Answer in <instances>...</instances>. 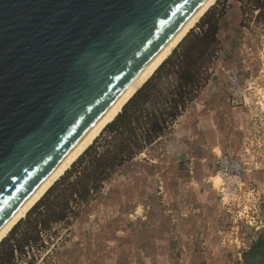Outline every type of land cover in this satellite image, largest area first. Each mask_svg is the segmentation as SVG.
I'll return each instance as SVG.
<instances>
[{"label":"water","instance_id":"obj_1","mask_svg":"<svg viewBox=\"0 0 264 264\" xmlns=\"http://www.w3.org/2000/svg\"><path fill=\"white\" fill-rule=\"evenodd\" d=\"M204 0H0V228Z\"/></svg>","mask_w":264,"mask_h":264},{"label":"crops","instance_id":"obj_2","mask_svg":"<svg viewBox=\"0 0 264 264\" xmlns=\"http://www.w3.org/2000/svg\"><path fill=\"white\" fill-rule=\"evenodd\" d=\"M256 66L248 74L264 87V56ZM216 95L211 77L158 157L127 160L102 183L71 222L57 264H225L236 226L213 182V154L243 152L248 121ZM260 173L251 177L261 185ZM257 244L248 264H264V234Z\"/></svg>","mask_w":264,"mask_h":264},{"label":"rangeland","instance_id":"obj_3","mask_svg":"<svg viewBox=\"0 0 264 264\" xmlns=\"http://www.w3.org/2000/svg\"><path fill=\"white\" fill-rule=\"evenodd\" d=\"M258 1L259 2L256 0H216L208 9L215 15L217 13H222L218 21L221 30L218 31V41L212 45L209 56L205 59L201 57L189 66L190 72H195L193 75L196 81L195 85L190 86L181 83L175 72L179 68L178 61L181 59V55L186 51L192 53L194 57L197 56V47H193L195 44L193 33L199 31L198 25L202 22L201 19L204 17L203 15L205 13L168 55L167 61L164 64L162 63L163 65L161 64L148 79L150 82L147 90L152 96H155L154 98L157 101L156 104H158L156 105L157 107L164 108L165 102H167V105L170 106L169 111L172 113V106L175 104V101L178 100V102H180L183 95L184 99L185 97L186 99L183 100V103L181 101L179 105L181 107H178L176 113L173 114L172 117L168 118L167 112L169 111L164 110V114L161 115L164 116L165 122L161 120L162 125L159 127L152 126L150 121L151 117L144 115L142 112L136 114L137 116L132 120V126L134 127L132 132H128L122 127L124 133L121 135L119 141L127 144L132 150V153L127 156L128 160L133 158H145L147 156L151 159L158 157L159 153L167 144L166 138H168L169 133L174 128L177 117L183 110L190 107L193 96L200 87L209 82L211 77L215 79L217 86V95L215 97L219 99L221 103L226 104L227 109L241 112L246 118L243 108H232L229 105L226 98L227 94L225 93L221 80L224 76V70L228 67L235 66L239 69L238 74L240 78L248 77V82L245 85L249 84V82H253V84L257 86V91L261 93L264 92V87L259 86L253 76H249L248 74L251 68H257L256 63L264 56V4L258 9L257 5L262 0ZM224 58L227 60L226 62H224ZM184 85L185 87L183 88ZM258 87H261V90ZM252 97L253 96H251V100L253 99ZM132 110L133 108H129L127 114L132 112ZM156 116L160 117L159 113L156 114ZM126 119L125 116L120 124H124ZM111 122L105 126L84 152L87 151V154L90 155L95 146L98 150L104 151L107 158L112 155L117 145H113V147L108 146L111 131L106 128ZM148 129L153 132L155 131L158 136H154L152 140L144 142L143 135L145 130L148 132ZM129 137L131 141L128 139ZM107 138H109L108 141L106 140ZM107 149L108 151H106ZM84 152L72 163L64 174L58 178V180L62 176H70L62 179L60 184L53 189L51 194H49L44 201V204L50 205L51 209L54 207L55 212H62V219L49 220L47 217H44L45 221L42 225L41 223L38 225L36 224L42 216L36 215V212L31 213V210L42 198L41 197L26 215L16 223L18 225L15 231L11 234L12 228L2 239L6 241L0 246V264H10V262L5 259L4 252L6 248H14L16 245L18 250L15 251L14 258H12L11 261L14 264H57L56 262L59 257L64 236L74 217L79 213L80 209L86 205L88 200L95 195L96 191L99 189L98 185L110 177L112 173L119 170V161L114 160L116 165L111 169V172L108 173V176L105 177V180L103 179L95 182V180H91L90 177L86 175V172L90 173L91 169L94 168L92 167L94 163L90 162L85 164L87 166L85 174L76 179L73 174L80 170L79 164H84L78 162L84 155ZM229 153L236 159H246L248 162L252 160L250 159V154L244 150L243 152L234 151L221 153L215 151L213 154L216 165V174L213 177V182L216 187L221 188V200L224 212L228 214L233 225L236 226L235 237L229 242L232 251L227 256L225 264H248L247 261L252 259L255 260V258L251 257L252 251L257 248V243L264 234V214L262 213L264 209V196L261 194L264 188V171L255 168L252 164H247L239 170L240 172L232 171L230 175L218 172V164L221 158L217 155L222 156L223 154ZM88 161H90V159ZM253 170L261 171L260 174L263 172V184L260 185L253 182L251 177ZM237 173L240 175L239 177L236 175ZM29 213L31 214L29 215ZM258 221L263 224V227L255 230L254 224L258 223ZM250 264L258 263L252 262Z\"/></svg>","mask_w":264,"mask_h":264},{"label":"trees","instance_id":"obj_4","mask_svg":"<svg viewBox=\"0 0 264 264\" xmlns=\"http://www.w3.org/2000/svg\"><path fill=\"white\" fill-rule=\"evenodd\" d=\"M256 1L259 2L258 0H256ZM263 4H264V0L260 1V3L257 5V8L260 9ZM221 14L222 13H217L215 15V14H212L210 10H208L203 15L204 17L202 16L203 17L201 19L202 22L198 25L199 31L193 33L194 41H195V44L193 45V47H197V56L194 57V56H192V53L186 51L183 55H181V59L178 61L179 62V68L175 73H177V75H178L177 78L181 83H184L186 85L188 84L190 86L195 85L196 81H195V78L193 76L195 72L191 73L189 70V66L192 65L193 63H195L196 60H198L199 58L202 57L205 59L209 56V54H210L209 51H210L212 45H214L218 41L217 40V38H218L217 34H218V30H219L218 21L220 19ZM166 59L162 62L163 64L167 61ZM159 66H158V68H159ZM148 79L142 85L143 87L141 86L142 88L140 87L138 89V91L135 92L132 95V97L125 103V105L122 107L123 108L122 111L115 116V119L106 128L107 130L111 131V137H110L108 146L113 147V145H117V146H115L112 155L109 158H107L105 156L104 151L98 150V148H96L95 146L93 147L92 153H90V155L87 154V151L84 152V155L78 161V162L84 163V164L83 165L79 164L80 170L76 171V173L73 174L76 177V179L80 178L81 175L85 174V170H87V166L85 164H87V163L93 162L94 164H92V167H94V168L91 169L90 173L86 172V175H88L91 180H95V182H98V181H101L103 179L105 180V177H107L108 173L111 172V169L116 165L114 160L119 161L118 166H120L122 163H124L125 161L128 160L127 156L132 153V150L129 148V146L127 144H124L123 142L119 141V139L121 138V135L124 133L122 131V127H124V129L128 132L129 131L132 132V130H134V127L132 126V122H133L132 120L135 119V117L137 116L136 114L142 112V113H144V115L150 116L151 117L150 118L151 124L154 127L155 126H157V127L161 126L162 125L161 120H163L165 122V118L161 114H164V110L169 111L170 106L167 105V102H165L164 108H159L156 106L158 104H156L157 101L154 98L155 96H152V94L147 90L149 82H150ZM184 87H185V85L183 86V88ZM185 99H186V97H185ZM185 99H184V95H183L180 102H178V100L175 101V104H173V106H172L173 112L172 113L170 111L167 112L168 118L172 117L173 114L176 113L178 107H181V106H179L181 104V101L183 103V100H185ZM133 106H135V107H133ZM129 108H133V110H132V112L127 114V111L129 110ZM158 113H159L160 117L156 116V114H158ZM125 116L127 119L124 122V124L121 125L120 122ZM154 136H156V137L158 136V134L155 131L153 132L150 129H148V132H146V130H145V133L143 135V141L144 142L150 141V140H152V137H154ZM108 139L109 138H107L106 140L108 141ZM128 139L130 140V137ZM106 151H108V149ZM87 155H88V158H87ZM89 159H90V161H88ZM68 176H70V175L62 176L57 182H55L47 190V192L42 196V198L33 206L31 213L36 212V215L42 216V218L40 220H38V222L36 223L37 225L40 223L42 225V223L45 221L44 217H47V219H49V220L50 219H54V220L62 219V216H63L62 212H60V211L55 212V210H54L55 208L53 207L51 209L50 205L44 204V201L49 196V194H51L53 189H55V187L58 184H60L61 180L64 178H67ZM102 183H103V181H102ZM102 183L99 184L98 186L100 187L102 185ZM31 213H29V215ZM17 225L18 224H16L13 227V229L11 230V234L15 231ZM11 234H10V236H11ZM5 241L2 240L0 242V246H2ZM16 250H18L17 245L14 246V248H12V247L6 248V251L4 252L5 259L8 262H10V264H14L11 261H12V258H14V254H15Z\"/></svg>","mask_w":264,"mask_h":264},{"label":"bare ground","instance_id":"obj_5","mask_svg":"<svg viewBox=\"0 0 264 264\" xmlns=\"http://www.w3.org/2000/svg\"><path fill=\"white\" fill-rule=\"evenodd\" d=\"M216 0H204V2L188 17L171 38L164 44L159 52L127 86L120 97L107 109V111L94 123V125L75 144L73 149L53 169V171L33 190L28 198L20 205L16 212L0 228V241L9 233L15 224L23 218L32 206L46 193V191L64 174L72 163L95 140L105 126L111 122L122 110L125 103L154 73L158 66L168 57L172 50L179 44L183 37L196 24L200 17L215 3Z\"/></svg>","mask_w":264,"mask_h":264},{"label":"built area","instance_id":"obj_6","mask_svg":"<svg viewBox=\"0 0 264 264\" xmlns=\"http://www.w3.org/2000/svg\"><path fill=\"white\" fill-rule=\"evenodd\" d=\"M238 71L239 69L235 66L226 68L221 83L227 94L226 98L229 105L232 108H243L245 110L248 124L245 129L246 140L243 150L250 154L252 160L248 162L246 159H236L233 158L231 153L222 156L217 155L221 158L218 164V172L229 175L232 171L240 172L239 170L247 164H252L255 168L264 171V92L257 91V86L253 82L242 85ZM258 88L261 90V87ZM251 96H253V101ZM261 194L264 196V188ZM262 213L264 214V209ZM262 227L263 224L260 221L254 224L255 230Z\"/></svg>","mask_w":264,"mask_h":264}]
</instances>
